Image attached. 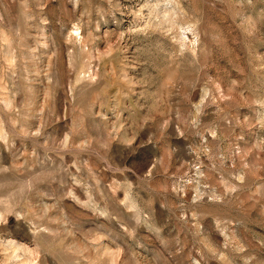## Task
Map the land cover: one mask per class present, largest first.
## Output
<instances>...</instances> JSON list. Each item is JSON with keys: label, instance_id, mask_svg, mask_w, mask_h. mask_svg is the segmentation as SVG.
Masks as SVG:
<instances>
[{"label": "rangeland", "instance_id": "obj_1", "mask_svg": "<svg viewBox=\"0 0 264 264\" xmlns=\"http://www.w3.org/2000/svg\"><path fill=\"white\" fill-rule=\"evenodd\" d=\"M0 264H264V0H0Z\"/></svg>", "mask_w": 264, "mask_h": 264}]
</instances>
